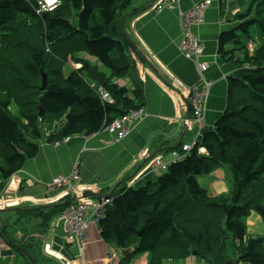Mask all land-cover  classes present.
<instances>
[{
  "label": "trees",
  "instance_id": "obj_1",
  "mask_svg": "<svg viewBox=\"0 0 264 264\" xmlns=\"http://www.w3.org/2000/svg\"><path fill=\"white\" fill-rule=\"evenodd\" d=\"M136 1L59 0L54 9L40 13L38 0H0V190L37 155L36 142L46 132L50 141L89 137L142 108L140 91L129 94L110 82L130 71V44L121 21ZM237 18L244 22L237 30L221 33L218 55L241 68L228 78L226 108L213 130L155 182L124 188L111 197L99 221L104 242L133 249L123 264L145 253L148 264L190 255L224 264L229 248L236 264H264L262 239H246L245 228L251 213L264 222V41L242 61L229 49L241 46L238 32L249 39L248 30L255 24L264 33V0H254L250 11ZM78 54L93 57L99 65L75 59ZM42 73L47 76L45 91L40 90ZM98 87L113 103L101 101ZM219 167H226L231 176L230 193L212 198L197 179ZM37 211L38 218L46 219L45 211ZM17 245L42 264L31 252L33 243Z\"/></svg>",
  "mask_w": 264,
  "mask_h": 264
},
{
  "label": "crops",
  "instance_id": "obj_2",
  "mask_svg": "<svg viewBox=\"0 0 264 264\" xmlns=\"http://www.w3.org/2000/svg\"><path fill=\"white\" fill-rule=\"evenodd\" d=\"M200 1L137 0L132 5L122 20L124 37L138 50L130 46L127 51L129 74L111 79L106 70H100L112 84L125 88L129 94L140 91L142 119L129 125L128 135L121 141H115L106 131L89 137L73 136L67 141H50L47 134L41 136L36 142L39 146L37 155L27 160L2 188L0 221L11 228V231L7 230L10 241L24 246L34 245L37 241L31 252H40L42 260L47 258L58 264H123L124 257L133 253L132 248L127 249L129 254L123 256L120 249L102 240L95 225L86 231L87 241L83 246L66 244L63 223L59 220L61 211L56 213V210L78 197L95 203L105 196L119 195L124 188L137 189L155 182L159 174H154L150 161L160 157L169 162L172 150L192 143L195 132L185 123L191 116L183 91L199 88L201 75L195 63L180 52L179 14L191 10ZM210 1L204 22L192 28L203 46L199 61L208 65L205 78L213 83L205 103L203 134L213 130L225 111L228 78L241 68L218 55L219 37L223 32L237 30L244 22L237 17L246 15L254 0ZM237 34L241 46L229 47L237 61L252 55L264 41V33L256 24L248 30L249 39ZM74 58L90 63L87 54H78ZM200 153L204 154L205 150L200 149ZM75 165L79 179L71 183L72 191L67 187L48 191L47 186L53 179L69 176ZM197 180L209 197H227L230 193L231 176L226 167H219L209 176ZM39 209L45 211L46 219L37 217ZM13 210L17 212L12 213ZM245 228L246 239H262L264 243V222L258 214L251 213L245 219ZM8 244L11 246L0 233V264H26ZM228 257L236 262L237 256L230 248ZM125 262L148 264L149 255H136ZM162 264L211 263L190 255L184 260H166Z\"/></svg>",
  "mask_w": 264,
  "mask_h": 264
},
{
  "label": "built area",
  "instance_id": "obj_3",
  "mask_svg": "<svg viewBox=\"0 0 264 264\" xmlns=\"http://www.w3.org/2000/svg\"><path fill=\"white\" fill-rule=\"evenodd\" d=\"M59 0H38L39 12H47L59 5ZM210 0H202L195 4L191 10L179 14L180 29L182 39L180 42V52L188 60L195 63L196 69L202 74L201 86L195 89H186L183 95L186 96L191 118L186 120L195 132V137L190 144H184L178 150H172L170 161L165 162L160 157L150 161V168L154 174L162 175L168 171L171 164L183 160L187 153L200 142L205 125V103L212 88V81L205 78L208 65L199 61L203 47L197 36L194 35L193 27H197L204 22V15L210 7ZM246 68V67H245ZM103 103H112V98L107 91L102 88L97 90ZM143 112L141 109L130 110L124 115L113 120L104 128V131L113 135L115 141H121L128 135V127L131 123L141 120ZM70 137L65 138L67 141ZM79 179L78 166L75 165L69 177H57L47 186L48 191L56 188L67 187L73 190L71 183ZM112 204L111 197H103L95 203H88L83 197H78L69 203L60 213L59 220L63 223L64 240L68 245L83 246L86 241V231L91 225L98 228L99 221L104 218L107 208Z\"/></svg>",
  "mask_w": 264,
  "mask_h": 264
},
{
  "label": "water",
  "instance_id": "obj_4",
  "mask_svg": "<svg viewBox=\"0 0 264 264\" xmlns=\"http://www.w3.org/2000/svg\"><path fill=\"white\" fill-rule=\"evenodd\" d=\"M121 30L123 31V21H122V23H121ZM129 42H130V40H129ZM130 44H131V46L136 50V51H138L137 49H136V47H135V45L132 43V42H130ZM46 83H47V76L44 74V73H42V85H41V87H40V90L41 91H45V89H46ZM40 99L41 98H39V100H38V103H39V101H40ZM186 102V105H187V108L189 107V104H188V101H185ZM43 110L40 108V107H38V117L39 118H42L43 117ZM110 197H112V195H110ZM2 228V227H1ZM0 232L3 234V236L5 237V239L11 244V247H13L14 249H19V251L21 252V253H23V255L25 256V257H27V259L29 260V262L31 263V264H36L32 259H31V257L29 256V254L27 253V252H25L23 249H21L19 246H17L16 244H14V243H12L11 241H9L8 239H7V237H6V235H5V231H4V229H0ZM120 253L123 255V256H126V255H128L129 254V251H126V250H121L120 251ZM224 264H236V262L233 260V259H231L230 257H227V259L225 260V263Z\"/></svg>",
  "mask_w": 264,
  "mask_h": 264
},
{
  "label": "rangeland",
  "instance_id": "obj_5",
  "mask_svg": "<svg viewBox=\"0 0 264 264\" xmlns=\"http://www.w3.org/2000/svg\"><path fill=\"white\" fill-rule=\"evenodd\" d=\"M135 3V2H134ZM133 3V4H134ZM123 32V31H122ZM128 42H129V40H128ZM130 42H131V40H130ZM130 42H129V44H130ZM130 46H131V44H130ZM88 61L90 62V63H97V65H98V62L93 58V57H90L89 55H88ZM75 64V63H74ZM77 65L78 64H75V65H73V67L75 68V69H78V67H77ZM79 66V65H78ZM247 68V67H246ZM65 73H66V71H65ZM112 103H113V99H112ZM12 111H14V106H12ZM46 134H47V136H49V132H46ZM46 134H43L42 136H46ZM73 171V170H72ZM71 175V174H70ZM69 175V176H70ZM69 176H67V177H69ZM63 177V176H62ZM74 182V181H73ZM7 183H8V181H6L5 183H4V186L3 187H6V185H7ZM3 183H2V181L0 180V185H2ZM2 195H3V192H2V189L0 190V198L2 197ZM116 196V195H115ZM0 207H1V202H0ZM17 212V210H13V212L12 213H16ZM260 217V216H259ZM261 218V217H260ZM262 219V218H261ZM9 220H13V219H9ZM16 220V219H15ZM9 222V224H12V222L11 221H8ZM14 222H16V221H14ZM3 225H4V228H1V230L2 229H4V231H6V233H7V230L8 231H11V228H7V226H8V224H4L3 223ZM1 233V232H0ZM5 233V234H6ZM9 235V234H8ZM11 238V237H10ZM12 239V238H11ZM13 240V239H12ZM10 241V240H9ZM263 241V240H262ZM12 242V241H11ZM34 242H36L37 243V241H34ZM13 243V242H12ZM36 243L34 244V247H35V245H36ZM264 244V243H263ZM9 245V244H8ZM10 246V245H9ZM11 247V246H10ZM15 251V250H14ZM16 252V254H17V256L19 255V253L17 252V251H15ZM42 252V251H41ZM33 255L37 258V260L39 261V262H41L42 264H58V263H56V262H51L50 260H48L47 258L46 259H44V260H42L41 259V254H40V252H39V255L38 254H35V253H33ZM25 258H27V257H25ZM25 258H22L23 259V262H26L27 263V260L25 259ZM29 261V260H28Z\"/></svg>",
  "mask_w": 264,
  "mask_h": 264
},
{
  "label": "bare ground",
  "instance_id": "obj_6",
  "mask_svg": "<svg viewBox=\"0 0 264 264\" xmlns=\"http://www.w3.org/2000/svg\"><path fill=\"white\" fill-rule=\"evenodd\" d=\"M61 2V1H60ZM38 12H39V6H38ZM203 47V46H202ZM200 59V58H199ZM199 72V71H198ZM200 74V73H199ZM201 75V80H202V74H200ZM204 77H205V75H204ZM201 86V85H200ZM103 131H104V129H103ZM117 246V245H116Z\"/></svg>",
  "mask_w": 264,
  "mask_h": 264
},
{
  "label": "flooded vegetation",
  "instance_id": "obj_7",
  "mask_svg": "<svg viewBox=\"0 0 264 264\" xmlns=\"http://www.w3.org/2000/svg\"><path fill=\"white\" fill-rule=\"evenodd\" d=\"M0 224H1V227L3 228V223L0 221ZM1 235H2V233H1Z\"/></svg>",
  "mask_w": 264,
  "mask_h": 264
}]
</instances>
